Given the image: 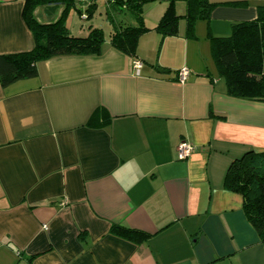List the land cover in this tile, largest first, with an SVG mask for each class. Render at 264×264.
I'll use <instances>...</instances> for the list:
<instances>
[{
    "label": "crops",
    "instance_id": "1",
    "mask_svg": "<svg viewBox=\"0 0 264 264\" xmlns=\"http://www.w3.org/2000/svg\"><path fill=\"white\" fill-rule=\"evenodd\" d=\"M209 2L208 19L188 30L181 18L166 36L154 29L165 5L148 6L138 72L105 39L98 55L51 57L36 76L0 84V264H264L225 184L234 160L264 151V102L226 93L210 41L255 19L264 0ZM23 6L0 0V55L33 47ZM55 6L36 8L37 20H56ZM180 142L193 147L184 159Z\"/></svg>",
    "mask_w": 264,
    "mask_h": 264
},
{
    "label": "trees",
    "instance_id": "2",
    "mask_svg": "<svg viewBox=\"0 0 264 264\" xmlns=\"http://www.w3.org/2000/svg\"><path fill=\"white\" fill-rule=\"evenodd\" d=\"M76 2H86L88 16L97 5L96 0H24L23 19L33 36L31 50L21 53L0 55V84L4 87L17 80L37 75V63L55 56L98 55L105 41L102 29L88 26L85 36L72 35L65 26L70 7ZM114 11L128 10L134 15V24H117L108 34V42L115 49L136 59L140 36L148 31L142 18V6L147 0H104ZM152 1V0H150ZM167 0L154 29L164 36L176 35L181 18L191 30L197 19H208L214 3L209 0H182L185 2L183 15L177 14L174 2ZM63 4L59 17L51 22H39L35 10ZM80 13V10H77ZM86 17V18H87ZM214 60L226 85L229 96L264 102V5L258 6L257 16L249 21L232 25L230 34L210 37ZM91 118L89 124H91ZM226 186L241 195L242 209L253 229L264 243V151H248L234 160L225 177ZM111 231L126 238L143 240L147 233L117 224Z\"/></svg>",
    "mask_w": 264,
    "mask_h": 264
},
{
    "label": "rangeland",
    "instance_id": "3",
    "mask_svg": "<svg viewBox=\"0 0 264 264\" xmlns=\"http://www.w3.org/2000/svg\"><path fill=\"white\" fill-rule=\"evenodd\" d=\"M96 6L93 8L92 13L90 16L87 17L88 12L85 11L86 8V2H76L75 7L71 8V11L73 12V16L75 18L74 21V27L72 28L73 32H70V34L75 35L74 31H78V28H82L84 30L85 34H76V35H87L88 33V26L92 25L93 27H99L102 29L104 38L107 39L109 32L119 23V24H134V15L128 11V10H116L114 11L109 7V4L105 2L104 0H96ZM150 4V5H149ZM167 1H155V0H147L143 6H142V17L145 16V10L149 7V11L153 6H161L165 5V8L167 6ZM177 5L178 13H184L185 9V3L181 0H177L175 2ZM41 11H43L44 8H47V6H39ZM164 8V9H165ZM81 10L82 14L85 15L87 18L83 19L81 15L78 14L77 10ZM153 11V10H151ZM150 12L147 14V19L144 21H149Z\"/></svg>",
    "mask_w": 264,
    "mask_h": 264
},
{
    "label": "built area",
    "instance_id": "4",
    "mask_svg": "<svg viewBox=\"0 0 264 264\" xmlns=\"http://www.w3.org/2000/svg\"><path fill=\"white\" fill-rule=\"evenodd\" d=\"M78 1H82V0H78ZM81 17L83 19L86 18V16L83 15V14L81 15ZM131 65L136 70V72H138L139 69H140V67L142 66V63L138 59H132L131 60ZM188 73H189V70L187 68H181V69H179L178 70V77H179V79L181 81L184 80L187 77ZM192 150H193V147L190 144H188L186 142H180L178 144V146H177V158L178 159H184V158H186L187 156L190 155V153L192 152Z\"/></svg>",
    "mask_w": 264,
    "mask_h": 264
},
{
    "label": "water",
    "instance_id": "5",
    "mask_svg": "<svg viewBox=\"0 0 264 264\" xmlns=\"http://www.w3.org/2000/svg\"><path fill=\"white\" fill-rule=\"evenodd\" d=\"M155 1H167V0H155ZM164 71V70H163Z\"/></svg>",
    "mask_w": 264,
    "mask_h": 264
}]
</instances>
